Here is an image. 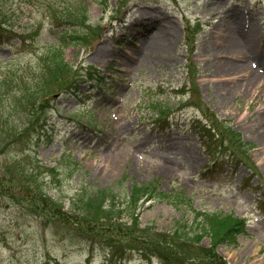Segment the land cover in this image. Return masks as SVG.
Segmentation results:
<instances>
[{"label":"rangeland","instance_id":"374dc122","mask_svg":"<svg viewBox=\"0 0 264 264\" xmlns=\"http://www.w3.org/2000/svg\"><path fill=\"white\" fill-rule=\"evenodd\" d=\"M138 4L168 17L142 27L128 11ZM47 5L58 17L84 8L88 21L81 31L88 40L64 50L70 80L80 77L75 94L46 97L50 107L40 108L39 122L17 101L15 112L0 106V186L14 198L0 196V264H264V0H0L6 27L15 33L13 41L0 42L5 101L22 90L20 79L41 71L39 55L57 35L81 29L55 23ZM231 13L244 18L236 39L243 30L254 32L256 53H245L242 62L223 53ZM160 28L168 40H158L153 50L142 45ZM23 116L35 124L28 132L26 121H18ZM212 119L219 132L202 141L198 127ZM234 146L239 162L212 163ZM168 164L174 171L166 175ZM149 183L157 185L156 197L144 201L136 217L122 213L110 225L102 215L69 211L80 189H110L132 209L131 185ZM15 189L28 192L20 196ZM175 191L185 192L191 210L171 204ZM44 194L62 201L68 231L85 218L97 220L98 229L87 228L106 241L88 246L61 223L41 220L37 214L50 217L55 209ZM194 211L242 220L244 232L234 244L217 246V260L199 257L208 238L194 245L169 235L176 223L200 233Z\"/></svg>","mask_w":264,"mask_h":264},{"label":"trees","instance_id":"16d2710c","mask_svg":"<svg viewBox=\"0 0 264 264\" xmlns=\"http://www.w3.org/2000/svg\"><path fill=\"white\" fill-rule=\"evenodd\" d=\"M45 8L48 12H51L54 15L55 23H58L59 21L60 23H62L63 27L77 26L81 29L75 31L69 30L68 32L64 31L57 35L56 40L53 43L48 44L47 48L43 50V53L39 55L40 57L38 59V63L40 64L41 71L38 73H34L35 77L32 79L27 77V81H25L24 79H20L22 90L17 96H13L7 101H5L3 95L4 87H6L9 83L5 73H3V79H1L0 81V106H2L7 113L15 112L14 106L17 101L18 104H21L22 107L20 108L23 110V112L26 113L27 110H31V121H38L40 115L42 114V111H45L46 108L50 107L48 105V99L46 100V97L70 93L76 89V85L80 81V77L74 82H72V79L70 80L71 74H73V67L65 60L64 50L68 45L83 47L88 40V38L85 37V35L88 33H86V31H81L82 28L84 29L86 27V23L88 21V16L84 8H78L73 11L66 9V11L62 13L63 15H61V17L55 15L56 9L54 6L47 5V7ZM5 18L7 17L3 14L2 11H0V42L8 44L10 41L14 40L15 33L12 26H9V28L6 27L7 23L4 20ZM95 29L96 28H89L90 33L94 34L93 30ZM42 74L44 75V78L41 80L39 76H41ZM25 75H29V73H25ZM194 90L196 92V88ZM41 107L42 111H40ZM24 116L18 121H26V124L28 126L25 129L26 132H28V130L30 128H33L35 124H31V121H27ZM205 122L206 123L204 125L201 124L198 127V132L202 134V141L208 142L212 139L215 131L219 132V125L214 119ZM196 123L200 122L196 121ZM221 135L217 136L218 142H220L221 140ZM10 142L11 140H9L7 144H10ZM234 148L235 146L224 149L223 158L220 161L215 160L212 163L216 164L229 158L236 159L237 162H239L238 157L236 156V152L235 150H233ZM0 181L2 183L4 182V179L1 178ZM14 191H16L17 193L19 192L20 196H25V193L28 192V189H21V191L19 189H15ZM2 193L4 192L1 191L0 186V196L14 201L13 195H11L10 193H8L10 195H4L5 193ZM156 193L157 186L153 183L132 184L130 196L133 197L134 207L132 209H129L127 208L128 200H120L118 195L110 189H80L77 193L74 194V197L70 201L69 211L78 210L81 213H83L84 211H88L89 214L93 213L102 215L99 218L111 225L112 222L118 221L119 214L122 213H124L125 216L128 215L129 217H136V212L137 209H139V206L144 201L154 199L156 197ZM43 197L47 206L50 205L55 209L50 212L48 211L50 217L43 214L41 215V213L37 214L41 220L46 223L48 222L51 226L54 227L59 226L58 223H61L62 225H64L62 228L65 229L70 236H76L78 240L85 241L88 245L92 242L99 243L100 241H106L105 238L97 235V231L92 232V230L87 228V225H89L98 229L97 220L91 221V219L85 218L83 219L84 221L81 222L83 225H75L74 227H72L71 231H68V229H66V227L68 228V225L66 223L68 222V216H66L68 212H66L64 217L61 219V215H63V213L60 211L63 206L61 203L62 201L53 200L45 194L43 195ZM131 197L129 199H131ZM22 199L23 198H21V203L28 205L32 210L34 209V205L29 204L30 199ZM170 199L171 204L175 207L183 206L187 207L189 210H191L192 208L191 200L183 191H180L179 193H170ZM25 201L27 202L25 203ZM194 214L195 221L197 223L196 231H200V233H192V231H190V229H188L184 225L176 223L169 235L174 237L176 240L186 242L192 241L194 245H198L204 237L208 238L210 246L207 249H199V257L208 258L209 260H217V254L215 251L217 246L224 242H231V244H234V242L236 241V235L242 234L244 232L245 222L242 220L236 221L234 219H231L230 216H225L221 213H198L194 211ZM76 216L78 219H80L79 215L76 214ZM75 221L78 220H75V218L73 217L71 219V222ZM112 244H116V241H113ZM161 244L165 247V244L163 242ZM172 249L168 248V253L170 254V256H172L173 260L175 259V257L173 256H176V254ZM197 263L204 264V262ZM219 264L224 263L221 262Z\"/></svg>","mask_w":264,"mask_h":264},{"label":"bare ground","instance_id":"6f19581e","mask_svg":"<svg viewBox=\"0 0 264 264\" xmlns=\"http://www.w3.org/2000/svg\"><path fill=\"white\" fill-rule=\"evenodd\" d=\"M133 9V12L138 15L137 16V21L136 22H140V25L142 27L145 26V28H150V27H154V26H160L162 23V19H166L168 17V15H166L165 13H163L162 11H157L155 10L153 7H149L145 4H138L135 6H132L128 11H131ZM231 16H229L232 20V23L230 24V26L228 27L227 30V34H228V44L224 47V51L223 53L225 55H227L228 57H230L233 61L236 62H242L244 60V54L245 53H250V54H254L256 53V51L254 50V42H253V38H254V32L249 29V30H243V38L238 40L234 37V33L235 31H237L239 28H243L244 25L242 24V21L244 20V18L239 19L234 13L230 14ZM148 20L149 23L147 25H145V21ZM164 33L166 34V30H164L163 28H160L157 32H154L148 39H147V43L146 44H142L144 45L146 48L148 49H152L154 48V43H156L158 40H161L163 37H165L167 40L168 38L166 37L167 35H164ZM160 43V42H159ZM158 45L156 44L155 48H157ZM136 48H138V51H141V53L144 55L146 51L144 50H140L139 46L136 45ZM154 48V49H155ZM150 51V50H148ZM101 52V50H99L96 54V56H98V54ZM222 53V52H220ZM134 54V51H133ZM132 57V56H131ZM256 62V61H255ZM233 66H228L226 65V68L229 72L233 71ZM257 67V66H256ZM237 73H238V68H237ZM251 73V72H249ZM259 74H262L261 72H259ZM251 76V75H249ZM262 75H260L259 78H261ZM257 81V80H256ZM253 84V82H252ZM174 171V168L172 166V164H168L165 165L163 167V173H165L166 175H169L170 173H172ZM76 238V236H75Z\"/></svg>","mask_w":264,"mask_h":264}]
</instances>
